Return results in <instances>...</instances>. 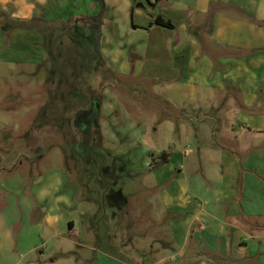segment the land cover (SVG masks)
Instances as JSON below:
<instances>
[{
  "label": "crops",
  "instance_id": "1",
  "mask_svg": "<svg viewBox=\"0 0 264 264\" xmlns=\"http://www.w3.org/2000/svg\"><path fill=\"white\" fill-rule=\"evenodd\" d=\"M102 1L105 66L143 77L168 96L172 112L154 132L159 139L177 133V140L151 150L171 154L155 177L165 211L178 218L172 229L179 261L264 264V0ZM98 11L93 0H0V61L43 59L42 36L8 34V22L47 28ZM157 17L173 29L154 24ZM192 138L195 150L187 147ZM32 189L41 212L35 234L65 238L77 228L78 185L64 172Z\"/></svg>",
  "mask_w": 264,
  "mask_h": 264
},
{
  "label": "rangeland",
  "instance_id": "2",
  "mask_svg": "<svg viewBox=\"0 0 264 264\" xmlns=\"http://www.w3.org/2000/svg\"><path fill=\"white\" fill-rule=\"evenodd\" d=\"M54 40L53 58L43 50L39 63L0 61V264H182L172 229L178 218L164 209L151 150L177 140V133L159 139L154 132L172 112L168 96L143 77L95 72L92 63L80 72L85 112L76 124L62 78L72 72L66 40ZM85 98L99 104L98 114ZM61 172L78 185L82 213L67 237L46 239L34 233L41 212L32 186Z\"/></svg>",
  "mask_w": 264,
  "mask_h": 264
},
{
  "label": "trees",
  "instance_id": "3",
  "mask_svg": "<svg viewBox=\"0 0 264 264\" xmlns=\"http://www.w3.org/2000/svg\"><path fill=\"white\" fill-rule=\"evenodd\" d=\"M159 0H156V2ZM98 6L99 11L95 15L87 16V15H80V16H70L67 20H60L58 25L52 26V27H44V26H36L33 21H18L14 20L15 23L10 24L8 22L7 26H4L2 29L4 32L8 33L15 30V29H27L26 25L31 26L32 29L36 30L42 37H44V51L48 54V58L54 57V45L55 40L59 42V39H62L63 41L66 40V47H64L63 50L66 51L64 53L67 55L66 57V64L65 66L72 69L71 77H66L62 74V78L65 79V95L71 94L69 96V101L71 103L72 110L75 109V114L73 116V121H75L76 124H81L82 121V115L85 112V110H82L85 107L84 102V93L83 90L78 86V84L81 83L82 77L81 73L82 71H87L91 68V65L93 63V68L95 72H98L101 68H104L103 70L108 73H112V71L105 66L102 56H101V28H102V17H103V11H104V4L102 0H93ZM149 3V2H148ZM149 5H151L149 3ZM154 24L168 28L173 29V25L169 21H164L157 17L154 20ZM55 33V35H53ZM59 35V37L57 36ZM62 37H61V35ZM56 37V38H55ZM58 37V38H57ZM60 40V42H62ZM59 42V43H60ZM59 48L62 47L61 44L58 45ZM56 53V52H55ZM57 59L52 60V65L54 68V71L58 67L56 64ZM51 62V60H50ZM60 72L63 70H60ZM67 96V95H66ZM82 98V99H81ZM86 102L92 105V109L96 107L97 114H98V103L94 102L93 98L86 99ZM68 105L65 106V108ZM66 109V110H67ZM64 114V113H63ZM95 124V131L98 129V123L97 118L94 120ZM170 152L169 151H161L157 154H152L153 157V164L155 169H159L163 165L167 164L170 159Z\"/></svg>",
  "mask_w": 264,
  "mask_h": 264
},
{
  "label": "flooded vegetation",
  "instance_id": "4",
  "mask_svg": "<svg viewBox=\"0 0 264 264\" xmlns=\"http://www.w3.org/2000/svg\"><path fill=\"white\" fill-rule=\"evenodd\" d=\"M77 140H74V142H76ZM84 159H85V162L87 163V164H95L96 163V161L94 160V159H92V157H90V156H86V157H84ZM100 167V169H102L101 167H102V165L101 166H99ZM100 178H102V176L100 175ZM98 180H100L99 178H98Z\"/></svg>",
  "mask_w": 264,
  "mask_h": 264
},
{
  "label": "built area",
  "instance_id": "5",
  "mask_svg": "<svg viewBox=\"0 0 264 264\" xmlns=\"http://www.w3.org/2000/svg\"><path fill=\"white\" fill-rule=\"evenodd\" d=\"M153 1H156V0H153Z\"/></svg>",
  "mask_w": 264,
  "mask_h": 264
}]
</instances>
